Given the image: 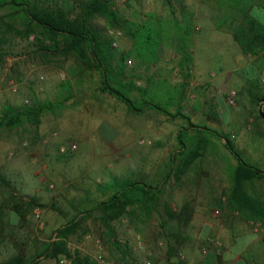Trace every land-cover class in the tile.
I'll return each instance as SVG.
<instances>
[{
	"label": "rangeland",
	"instance_id": "obj_1",
	"mask_svg": "<svg viewBox=\"0 0 264 264\" xmlns=\"http://www.w3.org/2000/svg\"><path fill=\"white\" fill-rule=\"evenodd\" d=\"M114 2L115 8L129 21H158L157 25L139 30L138 45L134 48V40L126 29L110 25L101 16L94 19V24L117 43L113 44L116 69H120L121 56H127L120 78L129 82V86L118 85L131 96L139 111L103 92L101 74L96 68L91 69L75 55L43 50L37 33L22 37L7 32L5 24H0L3 38L0 48L4 52L0 59V108L5 103L35 105L51 101L54 105L42 115L38 125L25 121L13 129H0V261L17 254L25 259L35 258L59 227L77 214L83 217L82 211L108 197L109 191L102 185L130 179L160 184L158 211L152 216L136 211L114 220L112 227L120 245L112 241L101 212L94 211L87 214L71 236L70 247L95 259L104 256L107 262L98 264H147L148 261L159 264L166 247V241L161 239V211L165 203H178L182 196L177 173L168 176L173 164L175 169L179 164V159L174 160L172 155L179 151L180 130L189 129L187 140L205 138L207 143L206 155L196 162L190 179L211 178L208 168L212 161L208 155L215 154V164L230 165V160L237 161L219 141L229 114L235 109L220 102V108L227 112H217L216 107L209 106L215 99L196 84L199 80L196 69L206 63L209 54L196 41L207 34L205 28L193 33L188 45V52L198 60L194 68L193 60L184 59L178 52L176 34L170 33L172 18L165 11L178 6L176 1ZM12 11V5L8 4L0 9V16L22 28L19 17L15 20L10 17ZM117 29L122 35L115 34ZM211 69L210 72L218 70ZM116 72L110 73V78H115ZM131 83L136 87L131 89ZM149 104H160L171 113ZM242 107L237 109L238 115L245 116ZM228 129V132L237 131L233 125ZM73 144L77 147L73 148ZM240 153L247 158L245 152ZM221 180L228 179L221 176ZM187 196L219 215V210H214L219 206V194L201 192ZM34 198L37 202L26 218L21 219L15 206L24 207ZM169 227L173 232L177 229L173 222ZM150 235L155 237L152 243L147 240ZM153 255L159 260H154ZM59 259L36 257V264H60Z\"/></svg>",
	"mask_w": 264,
	"mask_h": 264
},
{
	"label": "trees",
	"instance_id": "obj_2",
	"mask_svg": "<svg viewBox=\"0 0 264 264\" xmlns=\"http://www.w3.org/2000/svg\"><path fill=\"white\" fill-rule=\"evenodd\" d=\"M75 4L67 0H0V9L10 4L13 11L10 17L15 20L20 18L22 28H18L14 22L5 20L0 16L1 22L5 24L7 32H13L22 37H31L37 33V38L42 43L40 47L46 51H59L65 56L75 55L78 60L86 63L91 69L96 68L101 74V90L116 96L121 101L129 105L131 109L141 110L135 105V101L130 95L123 92L118 84L129 86L120 78L124 69V61L127 56L122 55L118 60L120 69H116L114 61L116 54L113 49L114 38L106 35L98 26L94 24V19L98 16L104 17L112 26L126 29L134 40V48L138 45L137 33L146 26L157 25L158 21L152 19L146 22H135L127 20L121 12L115 8L114 0H75ZM186 12V11H185ZM152 16V14L150 15ZM159 18V17H158ZM170 22V33L176 34L179 42L177 48L182 53L184 59L192 61L193 57L188 52L189 42L195 32L193 27V16L185 14V23L175 16ZM238 29L234 32L235 38L241 43L246 53L254 55L260 54L264 50V26L250 15H247L239 23ZM191 39V40H190ZM3 38L0 37V42ZM49 41V44H46ZM54 49V50H53ZM158 50L155 49V60L159 59ZM4 52L0 48V59ZM117 71V72H116ZM116 72L115 78H110V73ZM118 77V78H117ZM70 82H68L69 84ZM135 86L131 83V89ZM66 98L61 100V104ZM150 107L161 110L167 114L171 112L160 104L150 105ZM53 102H40L35 105L21 104L11 105L5 103L0 108V129H13L22 125L25 121L33 124L41 122L42 115L53 109ZM191 127L194 125L190 123ZM189 129H181L179 132V152L172 155L175 160L178 153L183 154L177 168L174 164L170 169L169 177L173 173H180L189 167L198 157L202 156L206 150L205 138L188 139L185 136ZM225 137V135H222ZM225 146L235 156L238 161L232 176L231 191L227 195V202L234 210L245 214L253 221H264V201L248 191L247 186L256 179L264 177V171L247 161L239 150L229 141ZM117 178V177H115ZM118 179V178H117ZM160 184L155 186L151 183H143L138 180H117L106 184L105 191H109L108 197L99 200L96 205L85 209L84 216L77 214L67 224L59 227L54 237L45 244L33 259H25L17 254L0 264H36V257L45 256L47 258L58 259L62 256L71 260L72 264H98L90 254H83L80 250L73 251L70 247L71 236L76 233L82 224V220L87 214L94 211L101 212V219L104 225L110 230L112 241L120 245V241L115 236L112 222L127 214L139 211L143 215H152L158 211L160 206ZM37 200L26 202V206L16 205L15 210L21 219H25L28 212L33 208ZM171 217H176V213L167 208ZM2 217V206L0 205V218ZM181 217V215H180ZM60 260V259H59Z\"/></svg>",
	"mask_w": 264,
	"mask_h": 264
},
{
	"label": "crops",
	"instance_id": "obj_3",
	"mask_svg": "<svg viewBox=\"0 0 264 264\" xmlns=\"http://www.w3.org/2000/svg\"><path fill=\"white\" fill-rule=\"evenodd\" d=\"M169 1H176L178 6L172 10L167 8V16L173 17L175 13L185 23V14L192 15L193 27L198 28L194 33L204 28L207 33L196 39L209 50L206 63L196 69L199 74L196 84L215 99V103L209 106L216 107L219 113H226L220 104H228L226 98L231 89L238 92L237 105L232 106L235 110L230 112L227 124L224 122L222 131L225 137L220 136L219 141L224 147L227 140L231 141L246 153L247 158L243 156L247 161L264 171V50L257 55L246 53L234 36L239 23L247 15L264 26V0ZM197 63L198 60L193 58L194 68ZM211 68L218 70L212 71ZM243 97L246 99H240ZM240 106H243L245 116L238 115ZM232 125L237 127V131L228 132ZM205 155L206 152L177 174L181 200L165 203L161 211V239L166 241V247L159 264H264V221L249 219L234 210L226 200L237 161L230 160V165L215 164V154L208 155L212 161L208 168L211 178L190 179L196 162ZM182 156L178 153L179 161ZM221 176L228 180L222 181ZM247 188L264 201V177L251 182ZM201 192L219 194V206L214 207V210H219V215L210 211L211 207L206 204L187 196ZM167 208L175 212L176 217H171ZM172 222L176 224L175 232L169 227ZM147 240L152 243L155 237L150 235ZM180 254L184 255L183 260L179 259ZM153 257L159 260L155 255Z\"/></svg>",
	"mask_w": 264,
	"mask_h": 264
},
{
	"label": "built area",
	"instance_id": "obj_4",
	"mask_svg": "<svg viewBox=\"0 0 264 264\" xmlns=\"http://www.w3.org/2000/svg\"><path fill=\"white\" fill-rule=\"evenodd\" d=\"M197 29H198V28H196V30H197ZM115 34H116L117 36H120V35H122V31H121L120 29H117V30L115 31ZM113 44L116 45L117 43L114 42ZM262 80H263V83H264V75H263ZM237 97H238V92H237V90H235V89H231V90L228 92V94H227V98H226L228 104L231 105V106H236V105H237ZM72 147L75 148V147H77V145H76V144H73ZM180 259L183 260V259H184V255L181 254ZM97 261L100 262V263H106V262H107L106 258H105L104 256H102V255H100V256L98 257ZM59 262H60V264H71V260L68 259V258L65 257V256H62V257L60 258ZM147 264H152V262H151V261H148Z\"/></svg>",
	"mask_w": 264,
	"mask_h": 264
}]
</instances>
